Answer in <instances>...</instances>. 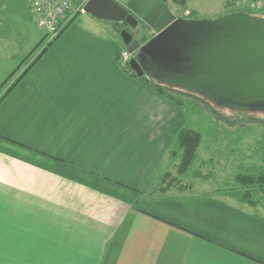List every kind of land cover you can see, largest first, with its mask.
<instances>
[{
    "label": "crops",
    "instance_id": "0c3cea01",
    "mask_svg": "<svg viewBox=\"0 0 264 264\" xmlns=\"http://www.w3.org/2000/svg\"><path fill=\"white\" fill-rule=\"evenodd\" d=\"M76 16L0 106V264H264L263 205L161 189L184 111L120 63L112 21ZM29 53L0 36V70Z\"/></svg>",
    "mask_w": 264,
    "mask_h": 264
},
{
    "label": "water",
    "instance_id": "95a60500",
    "mask_svg": "<svg viewBox=\"0 0 264 264\" xmlns=\"http://www.w3.org/2000/svg\"><path fill=\"white\" fill-rule=\"evenodd\" d=\"M85 12L122 24L136 76L197 87L225 103H264V18L237 10L176 17L166 0H87Z\"/></svg>",
    "mask_w": 264,
    "mask_h": 264
},
{
    "label": "rangeland",
    "instance_id": "374dc122",
    "mask_svg": "<svg viewBox=\"0 0 264 264\" xmlns=\"http://www.w3.org/2000/svg\"><path fill=\"white\" fill-rule=\"evenodd\" d=\"M23 1L8 0V8L4 11L0 9V36H15L19 38L22 49L26 54L33 50L34 52L26 62L19 64L12 72H7V69L6 72L3 69L0 70V106L10 98L16 86L26 76H29L31 68L45 54L44 52L23 77L18 79L32 61L41 54L40 52L45 44L44 31L37 26L34 12L27 4V0ZM168 1L175 15L184 17L183 5L173 2V0ZM213 2L209 1L208 4L202 5L204 13L212 8L211 5H217ZM193 3H197V0H194ZM237 10L246 11L253 16L260 15L257 8L253 9L247 4L234 0H231L229 5L225 0L221 13ZM85 15L87 16L89 13H79L76 16V21ZM193 16L202 17L198 14ZM109 26V30L112 32L114 30L119 42L123 43L120 27L115 23L113 26L112 24H109ZM123 44L122 49L119 50L120 53L126 48ZM8 45L13 46V44ZM51 46L48 47V50ZM19 66L21 67L19 68ZM14 70H17L15 71L16 74L5 84L4 81ZM15 82L17 83L14 85ZM12 85L14 86L11 87ZM165 85L169 84L166 83ZM182 90L187 93L183 95L181 106L185 114V127L195 129L202 134V141L195 160L188 171L181 175L184 181L195 184V190L215 194L221 193L220 189L226 187V184H232L235 174L254 172L256 171L254 170L255 167L264 168V103L258 106H242L225 103L221 98L219 99L210 92L194 86L184 87ZM179 160L180 156L178 155L176 159H173V162H179ZM172 169L176 172L175 164Z\"/></svg>",
    "mask_w": 264,
    "mask_h": 264
},
{
    "label": "trees",
    "instance_id": "16d2710c",
    "mask_svg": "<svg viewBox=\"0 0 264 264\" xmlns=\"http://www.w3.org/2000/svg\"><path fill=\"white\" fill-rule=\"evenodd\" d=\"M175 3H179L183 6H186L188 0H173ZM119 26L117 22H113ZM53 42L43 48L40 52L41 54L36 57L30 66L24 71V73L18 78H22L23 75L29 70V68L35 64V62L42 56L45 50H48V47L51 46ZM34 52H30L27 58ZM20 68V66H19ZM125 68H130V65ZM14 72L4 81L6 84L9 79L16 73ZM139 78H144V81L148 83V85L161 94L162 96L172 100L176 104L182 106L183 104V95L187 94L184 92L180 87L173 86V85H165L154 81L152 79H147L146 77L138 76ZM3 83V84H4ZM17 82L14 83V85ZM12 85L11 87H13ZM3 86V85H2ZM1 86V87H2ZM190 95V94H189ZM202 141V134L201 132L184 127L178 132L177 136V144L180 149V160L177 164L176 174L172 175L170 173H166L163 176V182L161 184V189L166 190L171 186H178V187H186V184L181 182V175L186 173L196 158L197 151ZM256 171L254 172H242L237 173L234 175L233 183L226 184V187L220 189V194L223 196L232 197L240 202L246 203L248 205H263L264 206V168L255 167ZM200 176V174L197 173Z\"/></svg>",
    "mask_w": 264,
    "mask_h": 264
},
{
    "label": "built area",
    "instance_id": "2783aa9c",
    "mask_svg": "<svg viewBox=\"0 0 264 264\" xmlns=\"http://www.w3.org/2000/svg\"><path fill=\"white\" fill-rule=\"evenodd\" d=\"M251 8L264 9V0H234ZM31 8L37 26L44 31V47L54 42L74 17L85 12L84 3L75 4L72 0H32ZM135 52L124 48L120 53V62L124 67L130 65Z\"/></svg>",
    "mask_w": 264,
    "mask_h": 264
},
{
    "label": "flooded vegetation",
    "instance_id": "af4514ba",
    "mask_svg": "<svg viewBox=\"0 0 264 264\" xmlns=\"http://www.w3.org/2000/svg\"><path fill=\"white\" fill-rule=\"evenodd\" d=\"M119 24V27L122 29V24L121 23H118Z\"/></svg>",
    "mask_w": 264,
    "mask_h": 264
}]
</instances>
